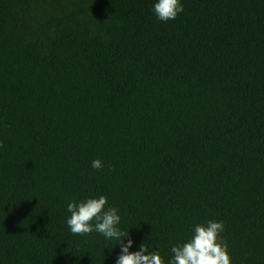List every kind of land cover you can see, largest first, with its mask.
<instances>
[{"label":"trees","instance_id":"1","mask_svg":"<svg viewBox=\"0 0 264 264\" xmlns=\"http://www.w3.org/2000/svg\"><path fill=\"white\" fill-rule=\"evenodd\" d=\"M156 2L0 0V264H115L66 223L101 195L130 252L214 220L264 264V0Z\"/></svg>","mask_w":264,"mask_h":264},{"label":"clouds","instance_id":"2","mask_svg":"<svg viewBox=\"0 0 264 264\" xmlns=\"http://www.w3.org/2000/svg\"><path fill=\"white\" fill-rule=\"evenodd\" d=\"M152 10L157 19L167 22L175 19L184 9L180 0H157ZM0 147L3 145L0 144ZM91 167L99 170L103 168V163L94 159ZM106 204L107 198L103 195L79 203H68L67 212L71 215L66 223L71 233L84 236L95 231L107 239L117 240L121 251L115 264H164L160 254L149 250L146 243L139 246V251H129L133 241L128 238L127 243L123 242L128 232L117 227L120 223L118 210L115 207L105 209ZM223 231L222 221L209 220L205 224L194 225L190 239L171 247L172 258L168 264H230L228 245L220 236Z\"/></svg>","mask_w":264,"mask_h":264}]
</instances>
